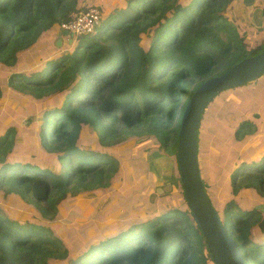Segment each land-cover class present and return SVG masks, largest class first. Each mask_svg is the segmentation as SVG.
<instances>
[{
    "label": "trees",
    "instance_id": "trees-1",
    "mask_svg": "<svg viewBox=\"0 0 264 264\" xmlns=\"http://www.w3.org/2000/svg\"><path fill=\"white\" fill-rule=\"evenodd\" d=\"M95 1L0 0V66L8 67L6 85L32 98L41 111L38 139L34 142L33 136L30 151H21L20 144L13 148L12 127L0 132V264H207L212 258L183 201L180 181L176 189L182 197L162 203L152 211L153 218L80 255L71 254L44 221L52 218L62 195L108 187L118 171L111 154L77 146L82 125H90L105 146L146 130L161 142L160 163L172 159L176 164L177 132L192 92L263 49L264 2L255 3L263 19L257 27L262 36L249 43L228 17L240 0ZM89 6L101 12L109 7L92 34L72 37V48L57 54L44 48L35 54L36 68L16 71L18 62L17 67L23 66L19 54ZM1 86L0 101L5 93ZM219 96L224 105L206 129L200 119L197 130L203 185L245 264H264V234H254L263 217L256 196L264 198V147L234 161L235 149L257 131L247 114L264 109V89L243 98L223 91L208 102L201 118L210 121L216 109L211 103L220 104ZM229 117L234 131L223 122ZM228 136L234 150L226 158L227 145L218 142ZM8 198H14L12 205L4 206ZM20 201L36 207L39 217L21 222L14 215ZM222 201L218 208L216 202Z\"/></svg>",
    "mask_w": 264,
    "mask_h": 264
},
{
    "label": "rangeland",
    "instance_id": "rangeland-1",
    "mask_svg": "<svg viewBox=\"0 0 264 264\" xmlns=\"http://www.w3.org/2000/svg\"><path fill=\"white\" fill-rule=\"evenodd\" d=\"M94 1L84 0L87 4ZM108 1L110 5H117L116 1L118 0ZM255 3L256 0H253L251 4L242 5L238 1L228 11V17L244 33L249 43L257 41L262 36V29H257L262 23L254 20L256 13L260 11V7L256 6L257 3L256 5ZM83 6L84 3L82 4ZM108 12L109 7L104 12H101V16L107 15ZM57 28L58 30L55 29L56 32H44L38 43L17 56L18 59L23 58V66L21 68L17 67L18 62L15 65L18 68L16 71H27L36 68L40 62H38V56H35V54H42L44 48L50 46L55 50L56 54L60 53L63 48H72L70 43L73 42L72 39L75 37H70L66 32L60 34L61 29L58 26ZM28 58L30 59L29 61H27ZM7 70L8 67L0 66V84L2 85L1 89L5 92L3 99L0 101V129L6 130L12 127L14 131L13 148L20 144L22 145L21 151L26 152L28 149L30 151L31 139L35 135L34 142L38 139L37 126L41 124L40 105L36 104L32 98L24 93L10 85H6ZM263 89L264 75L250 82L249 85L224 92L226 95L232 94L238 98H243L253 97ZM185 97L181 98L180 103L183 102ZM225 101L223 96H219L220 104L211 103V107L216 109L210 121L205 120L206 115L200 118L203 129H206L210 122L214 120L216 113L224 105ZM255 113V115L248 113L247 117L257 124V131L252 137H248L243 141L241 148L235 149L237 150L236 158H234L236 162L240 159L239 155L243 156L242 153L245 156H250L258 148L264 147L263 106ZM229 119L232 121L231 117H229L228 120L224 119L223 122L230 124L229 126L234 131L236 126L232 125ZM212 137H214V134ZM221 143L227 145V153L225 154L227 158L231 151L234 150L231 147V138L229 136L228 138H219L218 145ZM76 144L81 149L111 154L117 159L118 171L109 180L108 187L62 195L56 200L57 207L52 218L44 221L51 234L61 239L67 245L71 254L80 255L91 245H96L105 238L113 237L132 225L145 222L148 218H153V215H151L152 211L161 209L164 206L162 203H172L177 196L182 197L180 189H176L179 181L177 165L172 159H166L163 165L160 163L161 161L158 157L164 152L160 150L161 142L158 141L154 134H150L146 130H139L138 134L135 133L119 143L105 146L99 142L97 132L86 124L81 126ZM169 145L168 141L164 147L166 148ZM206 150L210 151L209 147ZM166 184H170V190L161 193L156 192L157 185L164 186ZM162 194L164 196L161 197ZM2 198L3 195L0 196V201H2ZM256 198L260 202L259 204L262 205L263 215L261 221L257 224V228L254 229L255 236H259V234H264V198L260 196H256ZM13 199L8 198L3 203L4 206L12 205ZM20 202L21 205L17 208L15 207L17 211L14 215L21 222L33 221L39 217L36 207L23 201ZM216 203L219 208L223 201ZM207 264L214 263L208 261Z\"/></svg>",
    "mask_w": 264,
    "mask_h": 264
},
{
    "label": "water",
    "instance_id": "water-1",
    "mask_svg": "<svg viewBox=\"0 0 264 264\" xmlns=\"http://www.w3.org/2000/svg\"><path fill=\"white\" fill-rule=\"evenodd\" d=\"M246 5L253 0H242ZM264 75V47L221 74L204 80L192 92L180 119L176 148V164L184 202L199 231L206 240L214 264H245L238 244L224 229L207 191L204 188L197 154V130L203 109L217 94L250 83ZM170 190V184L156 192ZM262 210V205H256Z\"/></svg>",
    "mask_w": 264,
    "mask_h": 264
},
{
    "label": "built area",
    "instance_id": "built-area-1",
    "mask_svg": "<svg viewBox=\"0 0 264 264\" xmlns=\"http://www.w3.org/2000/svg\"><path fill=\"white\" fill-rule=\"evenodd\" d=\"M100 16L101 13L96 7L89 6L85 10L71 13L68 20L61 22L58 27L70 37L89 35L95 31Z\"/></svg>",
    "mask_w": 264,
    "mask_h": 264
},
{
    "label": "crops",
    "instance_id": "crops-1",
    "mask_svg": "<svg viewBox=\"0 0 264 264\" xmlns=\"http://www.w3.org/2000/svg\"><path fill=\"white\" fill-rule=\"evenodd\" d=\"M239 2H241L242 3V5H246V4H244L243 2H242V0L241 1H239ZM258 13V12H257ZM256 13V17H255V19L254 20H256L258 23H262V21L261 20H263L262 19V17H260V16H258V14ZM2 131V129H0V132Z\"/></svg>",
    "mask_w": 264,
    "mask_h": 264
}]
</instances>
